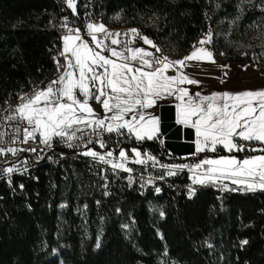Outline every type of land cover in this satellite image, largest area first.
<instances>
[{
  "label": "trees",
  "instance_id": "1",
  "mask_svg": "<svg viewBox=\"0 0 264 264\" xmlns=\"http://www.w3.org/2000/svg\"><path fill=\"white\" fill-rule=\"evenodd\" d=\"M250 1L246 5L254 6L262 19L259 23H264L259 8L264 0ZM102 3L107 23L139 29L162 53L175 58L189 53L210 30L216 38L221 21L234 22L243 30L253 24L249 13L244 14L248 6L243 0ZM59 13L54 0H0V109L30 82L55 76V57L63 47L54 26ZM230 41L237 47L245 42ZM233 46L213 43L217 59L251 61ZM257 52L259 58L254 57ZM255 53L256 63L264 64V54ZM157 140L121 137L118 146L136 147L156 157L155 166L138 169L142 173L182 163ZM214 155L231 154L220 149ZM163 170L155 176H164ZM35 176L21 179L24 191L0 183V264H165L162 254L168 264H264V193L228 191L220 197L221 188L206 185L190 200L165 187L161 194L124 187L117 197H108L100 179L72 160L55 166L43 163ZM154 208L161 213L154 215Z\"/></svg>",
  "mask_w": 264,
  "mask_h": 264
},
{
  "label": "snow or ice",
  "instance_id": "2",
  "mask_svg": "<svg viewBox=\"0 0 264 264\" xmlns=\"http://www.w3.org/2000/svg\"><path fill=\"white\" fill-rule=\"evenodd\" d=\"M66 4L75 14V0H66ZM61 27L68 28L66 17ZM86 29L94 47L79 34V28H68L62 37L63 50L60 53L65 63L55 61L57 71L61 68L64 71L43 88L21 96L22 103L14 109L15 114L6 117L9 121L24 123L20 143L27 144L31 139L45 148H51L54 141L69 148L83 147L87 150L81 155L111 165L113 171L119 169L131 173L133 169L126 166L129 161L127 150L121 149L118 160H114L113 150L101 154L88 145L97 143L100 148H105V133L109 139L112 134L137 141L157 139L159 118L145 110L174 96L180 101L177 123L195 130L196 153H216L219 146L231 155L205 157L191 167L187 164L161 165L167 169V176L188 169L192 173V184L219 186L222 191H264V90L202 96L200 92L190 93L187 87H182L199 84L183 71L190 66L187 62L210 61L215 64L212 51L202 47L212 43L211 31L199 41L201 47L194 46L190 55L172 61L167 56L156 55L161 49L148 37L140 36L137 29L129 30L131 40L119 39L121 33L109 31L104 24L88 23ZM123 35L127 37L129 33ZM137 36L144 44L155 48L156 53L143 47H129ZM120 45L123 47L118 50ZM169 69H174L176 74L168 75ZM20 132V127L16 126L9 143H15ZM3 136L4 133L0 132V144L4 143ZM20 151L38 153L43 148L0 147V156H15ZM131 152L135 154L132 160L135 164L144 165L151 161L155 166L158 163L153 155L143 157L139 149L133 148ZM244 152L261 154L243 158L235 154ZM19 171L15 166L7 167L0 169V175ZM128 181L129 184L134 182L131 176ZM223 181H229L236 188ZM194 193L193 188L189 195ZM96 247L99 248L100 244L97 243Z\"/></svg>",
  "mask_w": 264,
  "mask_h": 264
},
{
  "label": "built area",
  "instance_id": "3",
  "mask_svg": "<svg viewBox=\"0 0 264 264\" xmlns=\"http://www.w3.org/2000/svg\"><path fill=\"white\" fill-rule=\"evenodd\" d=\"M57 6L59 7V16L55 23V31L58 37L62 40V37L67 34L68 28H79L80 35L86 40L91 41V37L87 35L86 25L88 23H97L104 24L105 27L111 32H119L121 36L119 38H124V33L130 30V27L126 25H112L106 22L105 15L102 13L103 0H75L76 3V13L74 14L72 9L68 8L66 0H54ZM67 18L68 28L61 27V24L64 23V18ZM140 31V30H139ZM141 32V31H140ZM142 33V32H141ZM143 34V33H142ZM144 35V34H143ZM145 36V35H144ZM150 39V38H149ZM151 40V39H150ZM63 41V40H62ZM152 41V40H151ZM153 42V41H152ZM94 43V42H93ZM62 51V49H61ZM255 58H259V53L254 54ZM58 59L63 64V56L60 54ZM56 65V63H55ZM260 67L264 68V64H260ZM63 68L57 71L53 78H41L37 81L30 82L28 86L11 95L6 101L5 105L0 109V132L4 133L3 140L4 143L0 144V147H16L18 149H26L29 147H38L43 148V151L38 153H32L27 151H20L17 155L13 156L11 154L0 156V169H5L7 167L15 166L20 169L19 172H13L11 174L4 172L0 175V183H4L7 188L10 190H25V184L21 179H35V170L43 163L50 164L52 166L59 165L65 160H72L83 164L89 170L91 174L98 177L101 182V190L108 197H117L119 191L126 188H138L141 193H145L148 190H154L156 194H161L163 188L170 189L172 192H175L179 196H185L186 198L192 200L197 197L198 193L203 190V186L199 184H192V177L176 179V177L164 176L163 179L155 175H149L147 173H142L140 168L149 167V164L139 165L132 162L135 154L131 152V149L136 147H119L118 140L121 137H117L115 134H112V138H108V134L105 133L104 141L106 143L105 148H100L99 144L93 143L89 144L88 148H93L101 154L106 153L109 150L114 151V160H118V153L121 149L128 151L129 161L127 162V167L133 169L131 173L124 172L122 170L111 169V165L103 164L98 161L92 160L91 157H86L80 153L86 151V148H69L64 143L53 142L51 148H45L43 145H37L29 139L27 144L20 143V140L23 139V127L25 126L23 122L19 120L9 121L6 119L10 114H15L14 109L22 103L20 97L25 95H30L34 89L43 88L50 81L56 78ZM19 126L21 129L19 139L15 143H9L12 138L13 129ZM95 139V138H94ZM74 143H79L75 141ZM157 143L161 147H165L164 140L159 138ZM138 149V148H136ZM141 151V150H140ZM142 153V156L146 158L148 152ZM27 169V171H25ZM139 169V170H138ZM133 178V183L129 184L128 177ZM151 180V183H149ZM10 181V182H9ZM23 185V188L20 187ZM106 185V186H105ZM159 188L160 191L157 192L156 189ZM195 189L194 195H189L191 189ZM228 191H220V197L226 195Z\"/></svg>",
  "mask_w": 264,
  "mask_h": 264
},
{
  "label": "rangeland",
  "instance_id": "4",
  "mask_svg": "<svg viewBox=\"0 0 264 264\" xmlns=\"http://www.w3.org/2000/svg\"><path fill=\"white\" fill-rule=\"evenodd\" d=\"M251 2L252 1L249 2V1L243 0V5L251 4ZM246 6H248V9H246L244 11V14L249 13L248 14L249 18H250L249 20L253 21V24L248 25L246 27V30H243L242 28L237 27L234 22L221 21V23L218 24V26H217L218 29H216L217 30L216 38H215V34L213 33V31L210 30L211 34H212V38H213L212 43L211 44H205L202 46V47H204V46L212 47V50H213V43H215L216 46L224 47L227 45L228 47H231L233 45H232L230 39L238 38V39L244 40L245 42L242 43L241 47H237L235 45L233 47H234V50L236 52H238V51H240V49H242L244 51L243 55L246 57L248 56L251 59V61L249 62V64H251V65L238 64L237 66L240 68H246V67H249L252 65L258 66L256 61L253 59V54L256 51H260L264 54V23H262V24L259 23L260 21H262V19H260L259 14L254 11V6H250V5H246ZM259 8L264 9V3L262 5H259ZM116 18L114 20L116 22H118L119 19H116ZM122 25H124V24H122ZM128 33H129V35L127 37L119 38V39L131 40V33L129 31H128ZM231 33L233 34L232 37H231ZM203 38H201V39H203ZM83 39H85V38H83ZM199 41H198V43H199ZM224 41L227 43H225ZM89 43L94 47L93 42L91 43L89 41ZM113 47H117V46H113ZM122 47H123V45H120L118 47V50ZM129 47H132V48L143 47L149 52L156 53V49L153 48L151 45H147V44L142 43L139 39V36L136 37L135 41L132 42L129 45ZM62 50H63V47H62ZM104 54L108 55L107 52H105ZM129 55H130V53H129ZM156 55L166 56V54L162 53L161 51L159 53H156ZM215 57H216V55H215ZM216 59H217V57H216ZM62 61H63V63H65L64 57H63ZM219 61L221 63H223L222 60H219ZM224 65H226L227 67H222L220 70H218V72L213 71V74H211L212 73L211 72V73H203V74L193 73L195 75H189L190 78L198 80L199 84H196V85L185 84V85H182V87H187L189 89L190 93L200 92L202 96L211 95L213 93H224L226 91L228 93H240L243 91H257L258 90V89H255L254 87L251 86L253 84L252 82L246 83L243 78H238V77H236V78H230L229 77L228 78V73H230V72H232V70L234 71V69H236L235 68L236 63H235V65L234 64L233 65L232 64H224ZM224 65H222V66H224ZM63 71H64V69L62 70V72ZM219 72H222V73L224 72V73L222 74ZM186 73H190V72L185 71V74ZM225 73H226V75H225ZM174 74H176V73H175V70L173 69L172 73L168 74V75H174ZM59 75L56 76V78L59 77ZM198 76H201V77H198ZM168 102L173 103V105H175L176 107L180 103V101L176 100L174 96H170V97H167L166 99L158 101L156 107H154L152 109H147L145 111H146V113H151L152 115H155L159 118L160 124H159L158 138L163 137L165 139L166 148H169L171 145L178 147V148H183L186 151H187V149L191 148L190 145L194 148V150L192 152H190L191 151L190 150L186 154L179 153V152L175 153L176 155L181 157L180 160L182 161V163L173 164V165L187 164L191 167L192 165L197 163L199 160H201L200 159L201 156H203L204 158L205 157L215 158L216 156L212 152L196 153L195 141L197 138L195 136V130L194 129H190V128H187L183 125H179V127L181 129V136L183 135L182 140L174 139L173 137L167 136L163 132V122H162L161 118L158 116L157 107H158V105L168 103ZM94 107H97V110L100 111L98 106L94 105ZM101 114H103V113H101ZM188 134L192 135V137H193L192 140L187 139ZM157 139H154V140H157ZM154 140H144V141H137L136 140V141L137 142H145V141H154ZM218 150H220L219 146H218ZM208 153H210V156H206ZM147 164H153V162L148 161ZM170 165H172V164H170ZM146 168H149V167H146ZM160 168L161 167H159L158 170ZM158 170L157 169L145 170L143 173H147L149 175H156L157 173L158 174L161 173ZM163 172H165L164 176H167V174H166L167 169L163 170ZM181 174H186V175H189L190 177H192V173L188 169H184L183 171H178L177 175L170 176V177H179V176H181ZM223 183L229 184V186L231 188H236V186L231 185L229 181H223ZM216 187L220 188L219 186H216ZM232 192H247V191L238 190V191H232ZM256 192L264 193V191H256ZM153 212H154V215H159L161 213V210L159 208H154ZM55 256H58V254L55 253ZM160 260L162 262H164L165 264H168V261L166 259V254H162L160 256Z\"/></svg>",
  "mask_w": 264,
  "mask_h": 264
},
{
  "label": "crops",
  "instance_id": "5",
  "mask_svg": "<svg viewBox=\"0 0 264 264\" xmlns=\"http://www.w3.org/2000/svg\"><path fill=\"white\" fill-rule=\"evenodd\" d=\"M130 29H137V28L130 27ZM137 30H138V32H139V34L141 36H144L139 31V29H137ZM139 39L143 43V40L140 38V36H139ZM194 46L195 47H201V45L198 42H196ZM194 46H193V49L189 53H187L186 55H184V56H182L180 58H175V57L169 56L167 54H166V56L168 57L169 60H172V61L181 60L184 57L190 55L191 52H193L195 50ZM204 47L206 49L212 51L213 57H214V59L216 61L215 64L211 63L210 61H200V62L189 61L187 63L190 66L183 69L184 72L185 71L190 72V73H186V74L195 75L193 73L203 74V73H211V72H212L211 74H213V71L214 72H216V71L218 72V70H220L222 68L220 66H222L224 64H232V65L234 64L235 65V63H231V62L221 63L219 60L216 59L215 53L212 50V47H208V46H204ZM196 64H198L199 66L198 67L192 66V65H196ZM237 65L238 64H236V67L234 66L236 68V69H234V71L232 70V72L228 73V78L229 77L230 78H236V77L243 78L246 83L252 82L253 84L251 86L254 87L255 89L264 90V68H262L260 66H256V65H252V66H249V67H246V68H240ZM247 65H251V64L247 63ZM172 71H173V69H169L167 74H171ZM219 73H222V72H219ZM201 76H198V77H201ZM165 107L173 108V112L167 113V118H168L167 121H170V122H164V120L162 118L163 108H165ZM157 112H158V116L161 118V120L163 122V132L167 136H169L171 134H174L175 130L177 128H179V125H180V124L177 123V120H178V108L175 105H173V103H169L168 102V103H164V104L158 105ZM178 136L175 137L174 139H179L180 136L179 137ZM160 138L164 140V144H165V139L163 137H160ZM182 138H183V135L181 137V140H182ZM187 138H188V140H192L193 139L192 135H190V134L187 135ZM171 147H172L173 150H175V151H177L179 153H183V154H186L190 150H191L190 152H192L194 150V148L191 145H190L191 148L187 149V151L184 150L183 148H178V147H175L173 145H171ZM228 154H230V153H228ZM258 154H261V153H256V155H258ZM241 193L248 194V193H256V192H248L247 191V192H241Z\"/></svg>",
  "mask_w": 264,
  "mask_h": 264
},
{
  "label": "water",
  "instance_id": "6",
  "mask_svg": "<svg viewBox=\"0 0 264 264\" xmlns=\"http://www.w3.org/2000/svg\"><path fill=\"white\" fill-rule=\"evenodd\" d=\"M169 112H173V108H171V107H165V108H163V115H162V118H163V120H164V122H170V121H167L168 120V118H167V113H169ZM180 137H179V136ZM170 137H173V138H175V137H179V139L181 140V129H180V127L179 128H177L176 130H175V132H174V134H171V135H169ZM188 139V138H187ZM165 148H166V146H165ZM166 149H168V148H166ZM168 150H170L172 153H177V151H175V150H173L172 149V147L170 146L169 147V149ZM178 156V155H177Z\"/></svg>",
  "mask_w": 264,
  "mask_h": 264
}]
</instances>
